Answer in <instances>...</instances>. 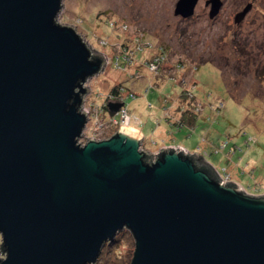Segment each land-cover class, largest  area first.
Segmentation results:
<instances>
[{
	"label": "water",
	"instance_id": "1",
	"mask_svg": "<svg viewBox=\"0 0 264 264\" xmlns=\"http://www.w3.org/2000/svg\"><path fill=\"white\" fill-rule=\"evenodd\" d=\"M197 1L173 13L190 17ZM206 3L213 18L222 1ZM60 7L0 0V264H90L123 228L129 264H264V194L183 147L146 152L128 125L77 142L84 82L105 57L56 21Z\"/></svg>",
	"mask_w": 264,
	"mask_h": 264
},
{
	"label": "rangeland",
	"instance_id": "2",
	"mask_svg": "<svg viewBox=\"0 0 264 264\" xmlns=\"http://www.w3.org/2000/svg\"><path fill=\"white\" fill-rule=\"evenodd\" d=\"M221 1L219 17L210 19L198 0L183 20L173 13L176 0H61L56 21L73 25L105 57L84 82L87 120L77 142L109 137L118 109L107 104L126 96L137 121L127 125L142 134L140 148L154 154L183 147L246 193L264 194V0ZM248 3L235 25L233 15ZM189 107L194 125L176 127ZM133 249V235L123 228L90 264H129Z\"/></svg>",
	"mask_w": 264,
	"mask_h": 264
},
{
	"label": "built area",
	"instance_id": "3",
	"mask_svg": "<svg viewBox=\"0 0 264 264\" xmlns=\"http://www.w3.org/2000/svg\"><path fill=\"white\" fill-rule=\"evenodd\" d=\"M113 101V100H112ZM127 97L126 96H123V101H122V104L120 105V107L118 108L117 112L112 115V119L115 121V122H118V125L119 124H122V126L124 127L125 125H127V122L130 121V118L131 119H134L135 118L131 115H129L128 113V108H127ZM87 112V111H85ZM136 121V120H135ZM137 122V121H136ZM126 123V124H125ZM193 154V152H191ZM196 154V153H195ZM201 156V155H200ZM207 163H209L207 161ZM213 166V165H211ZM214 170L216 171V173L219 175V177H221V179H223L224 181H227L228 180V176L224 173L223 170H219L217 169L216 167H214ZM230 180V179H229ZM234 181V180H233Z\"/></svg>",
	"mask_w": 264,
	"mask_h": 264
},
{
	"label": "trees",
	"instance_id": "4",
	"mask_svg": "<svg viewBox=\"0 0 264 264\" xmlns=\"http://www.w3.org/2000/svg\"><path fill=\"white\" fill-rule=\"evenodd\" d=\"M117 91V88L115 86H112V88L110 89V93H115ZM177 109H179V106H177ZM180 109H182V107H180ZM183 115H181V118L178 119V121H173L174 125L176 127H180L181 121L185 122L184 124L191 127L194 125V122L197 118L195 112L193 110H191V108H185L184 111H182ZM182 119V120H181ZM186 120V121H185ZM180 123V124H179ZM183 125V124H182ZM191 152V151H190ZM193 152V151H192ZM194 153V152H193ZM195 154V153H194ZM197 157L199 156V154H195ZM205 156V155H204ZM204 159V158H203ZM201 157H199V160H203ZM209 162V161H208ZM209 164L213 165L211 162H209Z\"/></svg>",
	"mask_w": 264,
	"mask_h": 264
},
{
	"label": "flooded vegetation",
	"instance_id": "5",
	"mask_svg": "<svg viewBox=\"0 0 264 264\" xmlns=\"http://www.w3.org/2000/svg\"><path fill=\"white\" fill-rule=\"evenodd\" d=\"M204 5H205V8H207V9H210V4L209 3H206V0H205V2H204ZM223 4H221V6H222ZM221 6H220V8H221ZM220 8H219V10H218V13L213 17V18H210V19H215L216 17H219V12H220ZM194 9H195V7H194ZM240 11H238V12H236L234 15H233V21L235 22V25H237L238 23L237 22H239L240 20H242V19H244L245 18V16H246V14H244L242 17H241V19H239V21H237V20H235V16L237 15V13H239ZM208 14H209V11H208ZM188 17H186V18H182L181 17V19H183V20H186ZM159 48H162V46L161 45H159Z\"/></svg>",
	"mask_w": 264,
	"mask_h": 264
}]
</instances>
